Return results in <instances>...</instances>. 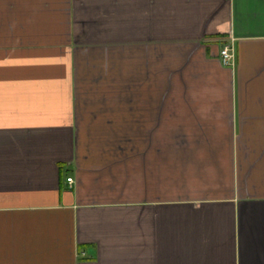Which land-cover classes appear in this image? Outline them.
<instances>
[{
	"label": "crops",
	"instance_id": "0c3cea01",
	"mask_svg": "<svg viewBox=\"0 0 264 264\" xmlns=\"http://www.w3.org/2000/svg\"><path fill=\"white\" fill-rule=\"evenodd\" d=\"M0 264H264V0H0Z\"/></svg>",
	"mask_w": 264,
	"mask_h": 264
},
{
	"label": "built area",
	"instance_id": "2783aa9c",
	"mask_svg": "<svg viewBox=\"0 0 264 264\" xmlns=\"http://www.w3.org/2000/svg\"><path fill=\"white\" fill-rule=\"evenodd\" d=\"M221 62L227 67L235 65L236 62V48L233 43L226 44L221 50ZM72 178H69L68 181L72 182Z\"/></svg>",
	"mask_w": 264,
	"mask_h": 264
}]
</instances>
